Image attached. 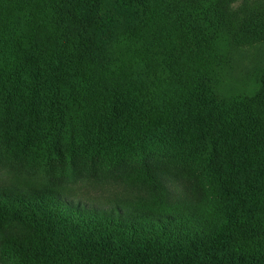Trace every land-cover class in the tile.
<instances>
[{
	"label": "trees",
	"instance_id": "1",
	"mask_svg": "<svg viewBox=\"0 0 264 264\" xmlns=\"http://www.w3.org/2000/svg\"><path fill=\"white\" fill-rule=\"evenodd\" d=\"M134 2L0 0V140H31L61 157L63 125L90 64L115 58L108 47L117 29L129 38L140 20L178 29L184 20L174 10L193 1ZM203 70L164 101L146 100L140 73L124 83L110 71L101 103L107 133L93 138L88 153L137 154L148 168L149 155L158 161L150 148L186 156L207 133L202 167L214 190L204 194L218 215L199 209L190 181L172 173L146 170L167 201L139 207L0 181V264H264V93L220 95ZM172 196L187 201L177 205Z\"/></svg>",
	"mask_w": 264,
	"mask_h": 264
},
{
	"label": "rangeland",
	"instance_id": "2",
	"mask_svg": "<svg viewBox=\"0 0 264 264\" xmlns=\"http://www.w3.org/2000/svg\"><path fill=\"white\" fill-rule=\"evenodd\" d=\"M192 1L191 7L182 4L174 10L184 20L178 29L140 20L138 36L133 33L129 38L118 28L116 45L108 47L115 58L108 63L103 60L102 65L96 61L90 64L86 88L63 125L62 156L46 155L42 146L31 140L23 146L25 141L13 143L4 137L0 140V181L49 187L91 203L139 207L150 206L155 199L167 201L163 195L157 197L156 186L147 183L146 170L152 174L172 173L190 181L199 209L218 215V203L204 194L214 190L202 167L209 151L207 133L196 136L201 140L191 151H186V156L166 155L150 148L147 154L158 155V161L152 165L149 155V169L137 154L114 159L105 148L94 156L88 153L93 138L107 133L101 103L110 71H119L124 83L140 73L144 84L141 93L146 100H167L177 93L179 83L187 84L203 68L209 84L220 95L250 97L264 93V0H220L218 11L212 9V0ZM134 4L141 6L142 2L135 0ZM203 14L221 24L207 25ZM196 22L204 27L200 33V28H194ZM144 55L145 60H141ZM172 198L171 202L177 203V198Z\"/></svg>",
	"mask_w": 264,
	"mask_h": 264
}]
</instances>
